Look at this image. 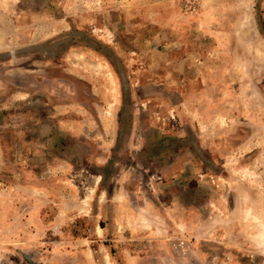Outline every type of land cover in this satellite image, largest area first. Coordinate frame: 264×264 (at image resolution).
<instances>
[{"label": "rangeland", "instance_id": "374dc122", "mask_svg": "<svg viewBox=\"0 0 264 264\" xmlns=\"http://www.w3.org/2000/svg\"><path fill=\"white\" fill-rule=\"evenodd\" d=\"M0 264H264V0H0Z\"/></svg>", "mask_w": 264, "mask_h": 264}]
</instances>
